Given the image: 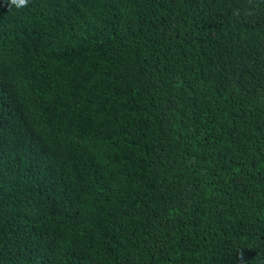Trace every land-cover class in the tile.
Returning <instances> with one entry per match:
<instances>
[{"label": "trees", "instance_id": "trees-1", "mask_svg": "<svg viewBox=\"0 0 264 264\" xmlns=\"http://www.w3.org/2000/svg\"><path fill=\"white\" fill-rule=\"evenodd\" d=\"M0 264H264V0H0Z\"/></svg>", "mask_w": 264, "mask_h": 264}, {"label": "clouds", "instance_id": "clouds-1", "mask_svg": "<svg viewBox=\"0 0 264 264\" xmlns=\"http://www.w3.org/2000/svg\"><path fill=\"white\" fill-rule=\"evenodd\" d=\"M28 0H10L12 5H16L17 7L27 5Z\"/></svg>", "mask_w": 264, "mask_h": 264}]
</instances>
